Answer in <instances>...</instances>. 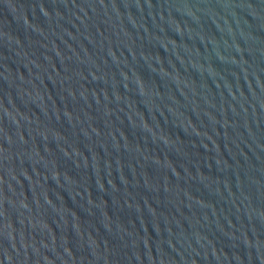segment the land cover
<instances>
[{
  "label": "water",
  "instance_id": "water-1",
  "mask_svg": "<svg viewBox=\"0 0 264 264\" xmlns=\"http://www.w3.org/2000/svg\"><path fill=\"white\" fill-rule=\"evenodd\" d=\"M0 264H264V0H0Z\"/></svg>",
  "mask_w": 264,
  "mask_h": 264
}]
</instances>
